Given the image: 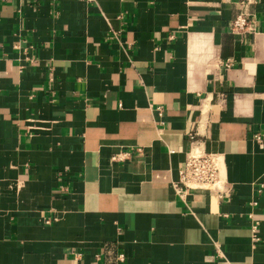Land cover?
<instances>
[{
  "label": "crops",
  "instance_id": "1",
  "mask_svg": "<svg viewBox=\"0 0 264 264\" xmlns=\"http://www.w3.org/2000/svg\"><path fill=\"white\" fill-rule=\"evenodd\" d=\"M243 9L234 32L239 0H0V264H264V0ZM194 150L221 191L183 200Z\"/></svg>",
  "mask_w": 264,
  "mask_h": 264
},
{
  "label": "built area",
  "instance_id": "2",
  "mask_svg": "<svg viewBox=\"0 0 264 264\" xmlns=\"http://www.w3.org/2000/svg\"><path fill=\"white\" fill-rule=\"evenodd\" d=\"M253 0H239L240 10L230 22V29L234 32H241L251 28L249 16L244 11L243 5ZM114 34V33H113ZM227 65V64H226ZM260 140L259 135H255ZM221 179L219 177V165L217 156L211 152L194 150L189 152L183 164L178 170L177 178L171 181L173 192L183 200L187 194L194 189H206L220 192ZM49 222V219H46ZM124 254L120 253L119 258L123 259Z\"/></svg>",
  "mask_w": 264,
  "mask_h": 264
}]
</instances>
